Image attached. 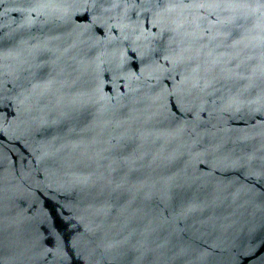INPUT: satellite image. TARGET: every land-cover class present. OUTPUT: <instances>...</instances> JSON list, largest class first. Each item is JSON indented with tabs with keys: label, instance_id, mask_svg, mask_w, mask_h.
I'll return each instance as SVG.
<instances>
[{
	"label": "water",
	"instance_id": "obj_1",
	"mask_svg": "<svg viewBox=\"0 0 264 264\" xmlns=\"http://www.w3.org/2000/svg\"><path fill=\"white\" fill-rule=\"evenodd\" d=\"M0 264H264V0H0Z\"/></svg>",
	"mask_w": 264,
	"mask_h": 264
}]
</instances>
